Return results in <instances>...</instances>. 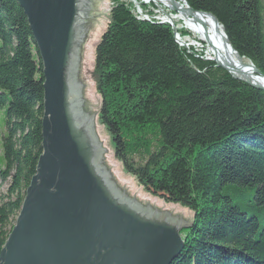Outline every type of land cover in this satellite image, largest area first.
<instances>
[{
	"label": "trees",
	"instance_id": "1",
	"mask_svg": "<svg viewBox=\"0 0 264 264\" xmlns=\"http://www.w3.org/2000/svg\"><path fill=\"white\" fill-rule=\"evenodd\" d=\"M115 1L94 48L98 119L138 185L193 212L170 264H264V90L189 64L169 24ZM185 1L264 74V0ZM41 67L22 9L0 0V249L41 153Z\"/></svg>",
	"mask_w": 264,
	"mask_h": 264
},
{
	"label": "water",
	"instance_id": "2",
	"mask_svg": "<svg viewBox=\"0 0 264 264\" xmlns=\"http://www.w3.org/2000/svg\"><path fill=\"white\" fill-rule=\"evenodd\" d=\"M16 2L42 66L41 154L0 249V264H170L191 222L155 207L117 177L88 104L83 50L99 0ZM184 2L191 14H206L220 25L211 13ZM225 41L237 53L226 36ZM231 77L264 90L245 77Z\"/></svg>",
	"mask_w": 264,
	"mask_h": 264
},
{
	"label": "rangeland",
	"instance_id": "3",
	"mask_svg": "<svg viewBox=\"0 0 264 264\" xmlns=\"http://www.w3.org/2000/svg\"><path fill=\"white\" fill-rule=\"evenodd\" d=\"M137 1L138 0H121V2L130 5V10L134 16H137V14L135 12L136 11L138 12L139 10H141V12L147 14L148 18H151V19H155V18H153L154 17L153 15H156V14L159 16L161 15L160 12L158 13L156 11V10H158V6L154 5L153 3L148 4L150 2H154L153 0L152 1L149 0L148 3L145 1H143V2H145V3H143L142 0H140L138 5L136 4ZM115 2H116L115 0H99L95 24H94L93 29L91 30L89 36L87 37V39L85 41L84 50H83V63H82V69H81L82 81H83L84 86H85L88 104L94 112L95 130L97 132V136H98L100 142L102 143V145L106 148L107 160L109 161L112 170L115 172L117 177H119L120 179H122L126 182L127 187L133 193H135V194H137L143 198L148 199L157 208H166L172 212H177L182 217L187 218V219H189L190 222H192V220L194 218L192 211L187 209L185 206H181L177 203H166L161 198H158V196H154V195L146 192L140 185H138V183L136 182V180L134 179L133 176L127 174L124 171L120 162H118L113 156V145H112V141H111L109 133L99 123L98 109H99L100 100H99V96H98L96 89H95V77H94V73H93L94 48H95L96 44L98 43L99 38H100L102 32L104 31L107 23H108V17H109L108 13L110 12V9ZM119 2H120V0H119ZM160 17L163 18L162 16H160ZM152 22L163 23V24L166 23L165 21L161 22L160 20H157V19H155ZM166 24H169V23H166ZM172 25L169 24V26L171 27L172 32H173V37H174L176 43L178 44V46L181 47V51L184 52L183 56L187 61H189V64L192 63L191 60L194 61L195 59H196L195 61L201 60V61L212 62L211 60H208L207 58H205V56H203L204 51L201 49V44L197 43V41L194 40L195 36H192L189 33L188 29L182 28L183 26H182V23L180 21H177V23L175 24L177 27H173ZM221 27L223 28L222 25H221ZM175 28H177V29H175ZM194 46H195V48H194ZM213 66L215 67L214 64H213ZM3 110H4V108H0V160H2V153H1L2 138H1V135H2L3 128H4ZM41 116H42V114H41ZM40 122H41V118H40ZM3 133H4V131H3ZM40 154H39V156H40ZM37 161H38V158H37ZM36 164H37V162H36ZM6 187H7V183H5L3 185L2 189H1L2 192H5ZM15 218L12 221V223H13L12 227L14 225ZM189 226L182 229L181 237L183 240L186 237V235L188 234V231L190 228Z\"/></svg>",
	"mask_w": 264,
	"mask_h": 264
},
{
	"label": "bare ground",
	"instance_id": "4",
	"mask_svg": "<svg viewBox=\"0 0 264 264\" xmlns=\"http://www.w3.org/2000/svg\"><path fill=\"white\" fill-rule=\"evenodd\" d=\"M153 1V3L158 6V10L156 11L158 13L160 12V16L163 17H160L159 19L171 25L173 24V27H177L175 24L177 21H180L183 26L182 28L188 29L189 33L192 36H195L194 40L201 44V49L204 51L203 56H205L208 60H211L216 67L221 65L225 67L227 74L230 76H241L240 78L245 77L256 84L264 86V80L254 72V69L250 65L249 61L244 58H240L228 46L225 41L226 35L222 27L216 25L211 16L201 13L191 14L187 10L185 2L182 0ZM139 2L140 0H138L136 4L138 5ZM135 18L139 21L149 22L148 17L137 15Z\"/></svg>",
	"mask_w": 264,
	"mask_h": 264
},
{
	"label": "built area",
	"instance_id": "5",
	"mask_svg": "<svg viewBox=\"0 0 264 264\" xmlns=\"http://www.w3.org/2000/svg\"><path fill=\"white\" fill-rule=\"evenodd\" d=\"M142 1H146V0H142ZM148 1L149 0H147L146 2L148 3ZM148 4H152V2H150V3H148ZM139 10V9H138ZM138 16H142V17H148V15L147 14H145V13H143V12H141V10H139L138 12L136 11L135 12ZM154 17L153 18H157V20H160L159 18H160V16L159 15H153ZM155 19H151V18H148V21H150V22H152V21H154ZM161 22L163 21V20H160Z\"/></svg>",
	"mask_w": 264,
	"mask_h": 264
}]
</instances>
